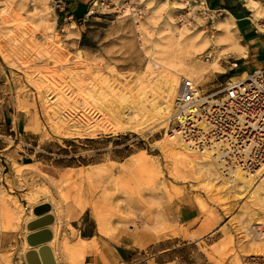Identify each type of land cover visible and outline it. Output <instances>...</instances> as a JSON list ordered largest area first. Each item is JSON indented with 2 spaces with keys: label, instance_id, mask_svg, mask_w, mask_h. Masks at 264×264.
<instances>
[{
  "label": "rangeland",
  "instance_id": "374dc122",
  "mask_svg": "<svg viewBox=\"0 0 264 264\" xmlns=\"http://www.w3.org/2000/svg\"><path fill=\"white\" fill-rule=\"evenodd\" d=\"M173 1H178L182 9L171 12L168 4ZM147 2L99 0L93 14L77 20L61 13L56 0H0V109L12 115L0 121V264H27L19 261L16 253L22 254L25 246L30 247L27 240L18 245L10 232L29 231L23 228L26 207L30 216L35 215V203L51 205L57 264H77L62 245H71L79 236L88 235L90 229H80L89 222L99 233L97 214L110 220L111 227L121 232L119 241L133 250L130 260L121 264H246L250 254H254L249 243L258 218L250 207L249 190L225 194L229 185L222 182L219 172L212 174L175 161L162 142L170 135L168 125H148L140 131L111 128L112 112L127 110L141 97L132 95L117 100L109 94L116 84V73L134 77L151 63L157 74L161 69L158 61L172 38L182 40V45L194 53L202 47L204 37L213 38L210 49L199 56L202 61H207L208 56L209 61H214L216 49L224 50L221 44L227 43H220L215 24L220 13L207 6L204 9L191 0H155L151 6ZM125 4L135 7L133 15L123 12ZM84 10L79 8L78 15ZM42 19L56 27L50 28ZM28 26L37 27L43 36L56 32L53 41L63 53L66 51L70 58L66 64L75 66L73 72L82 73L81 80L66 68L60 71L64 62L49 60L38 65L27 53L14 50L8 29ZM233 36L240 43L234 33ZM233 51L223 55L220 65L198 82L205 92L245 69L241 66L230 71L229 64L237 56ZM77 52L84 54L87 66L74 62ZM153 59L157 61L152 62ZM83 88L94 90L95 98H89ZM59 92L67 95L68 104L53 109L52 102ZM87 124L95 131H89ZM29 159L34 168L38 167L37 174L23 166ZM18 171L23 176H18ZM89 172H93L92 179L86 175ZM64 184L76 186L70 189ZM61 193L68 196L63 206ZM79 202L85 206L84 211ZM181 202L199 210V217L191 224H183L177 218ZM78 212H86L83 222L74 221V213ZM119 217L124 219L120 221Z\"/></svg>",
  "mask_w": 264,
  "mask_h": 264
},
{
  "label": "bare ground",
  "instance_id": "6f19581e",
  "mask_svg": "<svg viewBox=\"0 0 264 264\" xmlns=\"http://www.w3.org/2000/svg\"><path fill=\"white\" fill-rule=\"evenodd\" d=\"M154 3H155V0H148V2H147L148 6H151ZM98 4H99V0H95L93 6L91 7V9L89 11V15H91L95 12V8L98 6ZM177 4H180V3L178 1L177 2H175V1L170 2L168 4V9H171V12H174L178 9H182ZM199 5L201 7H203L204 9L206 8L204 0L199 2ZM161 6H163V5L161 4ZM161 9H164V8L161 7ZM122 10L125 14H132L133 15L135 12V7H133L132 5L125 4ZM162 11L163 10H161V12ZM169 16L171 18L172 13H170ZM219 16L220 17L219 18L217 17L218 19L215 21L216 22L215 24L218 28V31L220 32V36H221L220 37V43L223 41L227 42V43L221 44V46L223 47L224 50L216 49L217 54H216V58L214 61H202L201 58L199 57L205 51L210 49L211 44H212L211 40L213 38L209 39V38L204 37L205 39H204L203 43H201L202 47L196 49L197 51L195 50L196 51L195 53L191 52L188 48H185L181 43L182 40L176 41L175 39L172 38L170 43L168 44V48H167L168 50H166L164 52V54H165L164 57L161 59V61L160 60L158 61V64L161 67V69L158 71L157 74H155L153 72L152 68L154 66L151 63L149 66H147L146 70L142 71L139 75L134 76V77H125L121 73L115 74L116 84H115L113 89L109 90V92H108L109 94H113L117 98V100H120V98L129 97L132 95H139L141 97H138L135 101H133L131 103V105L128 106L127 110L120 109V110H115L112 112V115L114 116V118H113L114 121H113L112 126H114V127H111V128H113L115 131H117L118 129H131L134 131H140V130H143L148 125L149 126L150 125H153V126L158 125L159 127H166L168 125L169 117L173 111V99L177 93L181 77L186 76L188 78L195 80V82L198 83V82L203 80L204 76L206 75L207 72H209L210 69L217 68V66L220 65L221 57L223 55H227V54L231 53L230 50H234L233 52H235L236 49L239 50V48H240V43L237 42L235 40L236 38L233 36V33L235 34V31L237 30V28L235 27V24L230 19L232 17L229 18L228 16H225L222 13H220ZM262 18H264V5H262L260 8H258L257 11L255 12L256 23H260V20ZM42 21H45L46 24L50 28L56 27V26L55 27L53 26L54 23L52 25L51 23H49L45 19H42ZM53 21H55V20H53ZM15 25H17V24H15ZM259 28H261V30L264 31V28H262L260 25H259ZM8 30H9L8 31L9 41H11V46L14 48V50L16 52L19 51V53H21V52L27 53V55L30 56V59L33 63L38 64V65L39 64L42 65L43 62H47L49 60H54L55 62H61L62 64L65 63V66L62 65L60 71L61 70L63 71V69L66 68V69L70 70L68 72H73V70L75 69V66H69L68 64H66V63H69V61H70V58H68V56L65 55L66 51L63 53L64 50L61 51V49H60L61 47L53 41V39L57 38V34L55 31H54V33L51 34V36H43V35H41L40 32H37V30H38L37 27L31 28L28 26V29L23 28L21 30L20 28H16V29H14L15 31L11 30V29H8ZM45 33H47V32H45ZM179 34H181V29H179ZM173 36H174V34H173ZM235 36H236V34H235ZM199 39L202 40L201 38H199ZM184 42L186 43V41H184ZM188 42H189V40H188ZM196 42H194V43H196ZM193 45H195V44H193ZM189 47H190V45H189ZM84 61H85L84 54L82 52H77L75 59H74V62H77L78 65L87 66V64L84 63ZM153 61L156 62L157 60L153 59L152 62ZM54 72H57V71L55 70ZM72 74H73L74 78L76 77L77 80H81L79 77L81 76L82 73H79V72L74 73L73 72ZM240 76L245 77V76H247V74L243 73ZM89 86H90V84H89ZM83 91L85 94L88 95L89 98H93V99L95 98L94 90H92L91 88H83ZM67 104H68L67 95L64 92H59V93H57V98L52 102L51 107L53 109H55V108H59V106H64V105L67 106ZM63 111H65V110H63ZM85 121H87V120H85ZM93 121H95V120H93ZM95 122H97V121H95ZM88 123L91 124L90 121ZM95 125L96 124H94L93 126H95ZM87 127L90 128L89 131H91V132L95 131V129L92 128V126L88 125ZM85 129L86 128H84V130ZM85 132L83 134H85ZM162 142H163V145H164L163 147L166 150V152L171 157H173L175 159V161L185 162L186 164L191 165L192 167L198 168L199 170L208 171L212 174H217L219 172L221 177H222V180H223L222 182L229 185L224 190L226 192L225 194H228L232 190H237V189L249 190L251 192V193H249V197L251 199L250 207L252 209L253 214L258 218V221L254 224V225H256V227H255L256 230L252 231V233H251L252 242L249 244L251 245L254 254H250V255L264 256V232L262 231V226L264 223V174H261L259 176V179L258 178L256 179L257 175L261 172V170L257 172L258 174H248L236 165H232L230 167H225L223 162L220 161V158H222L221 153L223 151L221 150L222 148H220L219 146H223V144L214 145V146H217V148H214V149H211L208 151L205 149V150H202L200 152V151L194 149L191 146V144H189V142H184L179 131H175L174 133L168 135L167 138L162 139ZM224 145L227 146V144H224ZM132 160H134V159H132ZM223 161H225V160L223 159ZM136 163H139V160L138 161L136 160ZM113 165H115V164L113 163ZM116 165H119V164H116ZM23 166L25 168H27L28 171H31L30 173H36L37 174L38 170L36 168H38V167L34 168L35 165L25 164ZM109 166H111V165H109ZM97 167H98V165H97ZM97 167L95 166V168H97ZM223 167H225V169H223ZM89 168H90V166H89ZM99 168L101 169V167H99ZM98 170H96V173H98L97 172ZM123 170H124V168H123ZM127 170H130V169H127ZM73 171H72V173H73ZM94 171H95V169L93 168V172ZM93 172H89L86 174L87 177H89V179H92V177H93L92 173ZM132 172H133V170H132ZM79 173H78V175H79ZM17 175L23 176V174L20 171L17 172ZM69 175L70 174H68L67 177L71 176V175L70 176ZM112 175H114V174L112 173ZM75 176L77 177V175H75ZM94 176H96V175H94ZM98 176H97V178H98ZM67 177L65 179H67ZM73 178H74V176H71V179H73ZM79 178H80V176H79ZM102 180H106V179L102 178ZM69 181H71V180L69 179ZM81 181H82V179L80 180V182ZM100 181H101V179H100ZM89 182H90V180H89ZM58 184H63V183L60 182ZM58 184H57V186H58ZM73 184H74V181H73ZM64 185H67V184H64ZM80 185H82V184H80ZM72 186L71 187L68 186V187L71 189V188H75L76 185L74 187H72ZM77 186H79V185H77ZM45 188H47V187H45ZM39 189L40 188H38V191H39ZM31 191H33V190H31ZM34 191H36V190H34ZM42 191H45V190H41V192ZM27 194H29V193H27ZM40 194H43V193H40ZM63 194L61 193V195H60L62 206L64 204L63 202L66 199H68V196L67 195L64 196ZM34 195L36 196V194H34ZM27 201H29V200H27ZM32 201H34V200H32ZM3 204L5 206H7L5 203H3ZM30 204H32V203H30ZM35 204H37V203H35ZM17 205H18V203H17ZM78 206L82 211L85 210V206L81 202L78 203ZM129 207H130V205H129ZM61 208H63V207H61ZM251 209H249V210H251ZM19 211H20V209H19ZM247 211H248V209H247ZM118 215H121V214L119 213ZM96 216H97V221H98L97 227H98L99 233H101L102 235H104L105 237H108V238L121 240V234H120L121 232H119L117 229H114L111 227L110 222H109L110 220L108 221V219L105 216H102L100 214H97ZM122 216H124V215H122ZM36 217H37L36 215L30 216L31 219H35ZM119 219H121L120 221H122V219H124V217H119ZM252 221H254V220H252ZM92 239H89L86 236H79L78 240L75 243H73L71 245L68 243H63L62 246L68 248V250L70 252V257L72 258V260L74 262H76L77 264H82L85 260L86 253H87L88 249H90V247H92L94 245ZM56 241H57V236L55 234V231H53V239H52V241H50L48 243V245L52 248L53 255H54L55 260L57 262L58 258L56 255V251L53 248V245L56 243ZM96 246H98V245H96ZM30 247H28V245L25 246V250H28Z\"/></svg>",
  "mask_w": 264,
  "mask_h": 264
},
{
  "label": "built area",
  "instance_id": "2783aa9c",
  "mask_svg": "<svg viewBox=\"0 0 264 264\" xmlns=\"http://www.w3.org/2000/svg\"><path fill=\"white\" fill-rule=\"evenodd\" d=\"M66 1L56 0V8L72 19ZM259 25L264 28V18L255 24L257 32L262 31ZM238 67L237 60L229 64L231 72ZM167 131H179L183 141L200 152L223 144L220 161L225 167L236 165L248 174L261 170L257 177L264 174V66L245 77L232 76L210 92L181 77ZM246 264H264V256L251 255Z\"/></svg>",
  "mask_w": 264,
  "mask_h": 264
},
{
  "label": "crops",
  "instance_id": "0c3cea01",
  "mask_svg": "<svg viewBox=\"0 0 264 264\" xmlns=\"http://www.w3.org/2000/svg\"><path fill=\"white\" fill-rule=\"evenodd\" d=\"M94 1L95 0H67L66 4L67 9L73 13L74 17L77 20H80L89 15L91 4ZM204 2L209 10L222 13L229 18L232 17L230 19L237 28L235 34L239 38L240 48L239 50H235V54L237 56L234 60L238 61V69L241 66H245V69H243V71H241L237 75L239 76L243 73L250 74L257 68L263 67L264 31L257 32L255 29V12L258 8L264 5V0H204ZM79 8L85 9L82 15H78ZM11 116V114H6L3 110L0 109V121L2 120V117L4 118V121H6ZM18 126L20 127V124H18ZM28 157L31 158L32 156L29 155ZM23 164H34V162L33 160L29 159L26 162H23ZM39 205H41V203L33 205L32 208H35ZM26 210L27 218L25 219L23 228H26L29 222L37 219V217L35 219L30 218V209L28 205L26 207ZM85 213L86 212H78V214L75 213L74 221L83 222ZM198 217L199 210L197 207L190 206L185 202L180 203L177 218L181 223L191 224ZM90 221L92 222L93 220ZM89 223L81 226L80 229V231H89L90 229L91 231L88 235H86V237L89 239L93 238L92 241L94 243V245L90 247V249H88L86 253L84 264H121L122 262L130 260L133 254V250L129 246L122 244L119 240L101 236L97 232V229L93 225L90 226ZM51 226L52 225H50L49 228L54 231ZM10 233L12 234L11 236H13V238L16 240V243L21 246L24 243V240L26 241L27 236L31 234L30 231L21 234L20 230ZM21 246H19V248H21ZM31 249L32 248L23 250V252H21L22 254H20V251H16L19 261L24 263V261H26L25 254Z\"/></svg>",
  "mask_w": 264,
  "mask_h": 264
},
{
  "label": "water",
  "instance_id": "95a60500",
  "mask_svg": "<svg viewBox=\"0 0 264 264\" xmlns=\"http://www.w3.org/2000/svg\"><path fill=\"white\" fill-rule=\"evenodd\" d=\"M33 211L38 218L27 224L31 234L26 240L32 249L25 254L26 262L27 264H57L52 248L48 245L53 239V231L49 226L55 222L54 215L50 213L51 205L41 204Z\"/></svg>",
  "mask_w": 264,
  "mask_h": 264
},
{
  "label": "trees",
  "instance_id": "16d2710c",
  "mask_svg": "<svg viewBox=\"0 0 264 264\" xmlns=\"http://www.w3.org/2000/svg\"><path fill=\"white\" fill-rule=\"evenodd\" d=\"M234 74H235V73H234ZM234 74H233V75H234Z\"/></svg>",
  "mask_w": 264,
  "mask_h": 264
}]
</instances>
